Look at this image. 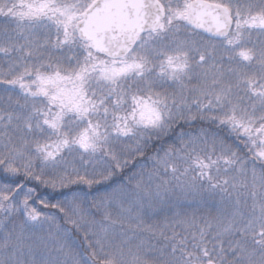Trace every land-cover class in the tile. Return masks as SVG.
<instances>
[{"label":"snow or ice","instance_id":"snow-or-ice-1","mask_svg":"<svg viewBox=\"0 0 264 264\" xmlns=\"http://www.w3.org/2000/svg\"><path fill=\"white\" fill-rule=\"evenodd\" d=\"M0 264H264V0H0Z\"/></svg>","mask_w":264,"mask_h":264},{"label":"trees","instance_id":"trees-1","mask_svg":"<svg viewBox=\"0 0 264 264\" xmlns=\"http://www.w3.org/2000/svg\"><path fill=\"white\" fill-rule=\"evenodd\" d=\"M196 127H199V125H197ZM171 142V141H169ZM239 151L241 152V154L243 155L244 154V149L242 148V146L239 148ZM142 163H145L149 168L151 167V162L150 161H147V160H144V161H141ZM29 187H32V186H35L34 184H29L28 185ZM38 192L42 195V196H48L50 199H52V202H55V198L49 196V193H50V190H45L43 188H39L38 189ZM193 207H195V205H193ZM189 211H191V209H189ZM205 211V209L203 207L200 208V212H203ZM168 215H171V213H168ZM163 217H164V213H161L160 215L154 217L155 220H163Z\"/></svg>","mask_w":264,"mask_h":264}]
</instances>
